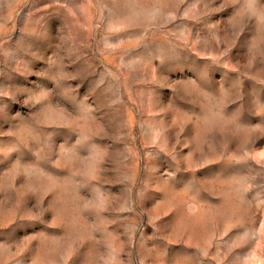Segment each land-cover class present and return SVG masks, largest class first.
Instances as JSON below:
<instances>
[{"label":"rangeland","instance_id":"rangeland-1","mask_svg":"<svg viewBox=\"0 0 264 264\" xmlns=\"http://www.w3.org/2000/svg\"><path fill=\"white\" fill-rule=\"evenodd\" d=\"M0 264H264V0H0Z\"/></svg>","mask_w":264,"mask_h":264}]
</instances>
